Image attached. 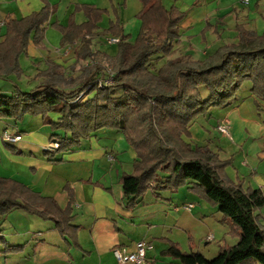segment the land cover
Here are the masks:
<instances>
[{
  "label": "crops",
  "instance_id": "1",
  "mask_svg": "<svg viewBox=\"0 0 264 264\" xmlns=\"http://www.w3.org/2000/svg\"><path fill=\"white\" fill-rule=\"evenodd\" d=\"M163 3L166 9H176L185 16L179 24L173 55L155 57L158 69L178 57L207 60L220 48L238 42L239 27L264 35V0H252L247 7L238 0ZM47 6L54 13L43 45L37 47L31 42L20 59L23 76L7 80L21 92L40 88L43 79L39 76L52 64L62 67L66 76H79L82 67L96 63L78 62L80 44L62 47V34L54 28L55 24L67 27L72 17L78 25L86 23L84 12L77 11L79 7L103 11L98 36L92 40L95 53L114 57L109 49L115 45L106 41L121 37L104 34L112 24H118L132 43L140 33L138 15L143 4L139 0H0V42L10 20L21 21ZM74 67L78 70L73 71ZM203 94L209 97L205 90ZM92 98L86 96L82 103ZM1 112L13 118L6 109ZM48 118L54 123L61 121L56 113L48 114ZM224 120L229 121L233 141L217 130ZM18 124L21 128L13 135L22 136L20 142L5 144L2 137L7 131L0 136V176L54 200L62 210L71 207L73 220L64 234L53 221L23 210L12 211L0 219V264H120L113 255L114 248L128 247L134 252L139 242L153 245L145 264H180L165 255L173 245L183 253H201L213 260L223 247L239 243L219 208L194 193L193 184L176 193L149 191L131 208L123 195L122 178L133 172L137 153L120 131L100 130L83 140L80 147L50 156L46 148L57 143L54 138H64L65 133L53 131L42 116H26ZM186 142L193 149L208 147L222 161H231L227 177L245 190L264 194V102L255 97L251 82L244 83L229 107L214 108L197 117ZM187 206H193L191 211L184 209ZM257 215L264 224V208Z\"/></svg>",
  "mask_w": 264,
  "mask_h": 264
},
{
  "label": "trees",
  "instance_id": "2",
  "mask_svg": "<svg viewBox=\"0 0 264 264\" xmlns=\"http://www.w3.org/2000/svg\"><path fill=\"white\" fill-rule=\"evenodd\" d=\"M139 1L143 4L138 15L141 29L134 43L118 24L104 33L121 37L114 57L92 50L103 11L79 7L86 23L78 25L72 17L67 27L55 24L62 34V47L79 43L77 61L96 63L82 67L79 76H66L62 67L52 64L39 76L43 79L40 88L17 91L11 98L0 91V105L17 123L26 116H42L53 131L65 133L64 138H54L59 149L46 152L50 156L80 147L100 130L120 131L137 153L133 172L122 178L123 195L131 208L149 191L176 193L193 184L194 193L218 207L232 234L239 238L237 245L223 247L213 260L201 253H183L178 245L166 256L180 264H264V224L257 215L264 208V194L232 182L226 175L231 161H222L208 147L193 149L186 142L196 118L214 108L229 107L244 83L251 82L255 97L264 102V35L239 27L238 42L220 48L207 60L178 57L158 69L152 66L153 60L173 55L185 15L166 9L163 0ZM53 13L47 6L21 21L7 23L0 42L1 79L23 76L20 59L31 42L43 45ZM111 77L113 85L101 87ZM85 93L93 98L74 104ZM50 113L60 115V123L50 120ZM14 210L53 221L64 234L73 220L71 207L62 210L54 200L0 176V219Z\"/></svg>",
  "mask_w": 264,
  "mask_h": 264
},
{
  "label": "built area",
  "instance_id": "3",
  "mask_svg": "<svg viewBox=\"0 0 264 264\" xmlns=\"http://www.w3.org/2000/svg\"><path fill=\"white\" fill-rule=\"evenodd\" d=\"M252 0H238L240 4L243 6H249ZM120 38H108L107 43L109 45H118L120 43ZM112 76V74H111ZM113 85V78L111 77L109 80H106L101 83V87H108ZM86 93L83 94L80 98H78L74 103H80L81 100L85 97ZM217 130L226 138H228L230 141H233L232 135H231V129L230 124L228 120L222 121L219 126L217 127ZM3 142L8 145H15L18 142L22 140V136L13 135L9 132H5L3 134ZM59 149L58 143H53L49 145L46 148V152L54 153ZM193 206H187L184 209L186 211H191ZM213 237H210L209 240H212ZM153 250V245L151 243L147 242H139L136 244V248L134 252H131L128 247H117L113 250V255L116 258V260L120 264H145L147 260V254L149 251Z\"/></svg>",
  "mask_w": 264,
  "mask_h": 264
},
{
  "label": "rangeland",
  "instance_id": "4",
  "mask_svg": "<svg viewBox=\"0 0 264 264\" xmlns=\"http://www.w3.org/2000/svg\"><path fill=\"white\" fill-rule=\"evenodd\" d=\"M137 37H136V39H137ZM136 39L134 41H136ZM118 48H119L118 45H115L114 49H109V52L112 53L113 56H116L117 55V52H118ZM155 62L156 61L153 60L152 66H157V65L154 64ZM76 70H78V68L77 67H74L73 68V71H76ZM0 90L3 91V93L1 92V94H2L3 97H9V98L14 97V94L17 91H19V90H16L9 81H7L5 79H1V78H0ZM120 94H121L120 91H117L116 92V96H119ZM85 98H83V100H85ZM83 100H81V102ZM78 103H74V104H78ZM2 108H5V107H3L2 105H0V136L5 131H7V132H9L11 134H15L16 130L18 128H21V125H19L13 118H10L9 116H7V114H4L3 112H1V109ZM4 148H6V146Z\"/></svg>",
  "mask_w": 264,
  "mask_h": 264
}]
</instances>
